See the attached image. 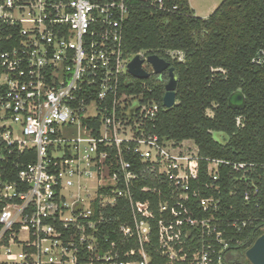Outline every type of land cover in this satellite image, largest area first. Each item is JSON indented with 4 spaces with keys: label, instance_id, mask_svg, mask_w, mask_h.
<instances>
[{
    "label": "built area",
    "instance_id": "built-area-1",
    "mask_svg": "<svg viewBox=\"0 0 264 264\" xmlns=\"http://www.w3.org/2000/svg\"><path fill=\"white\" fill-rule=\"evenodd\" d=\"M134 4L179 8L173 0H0V264H150L152 224L162 264H235L242 241L231 232L264 233V218L222 215L220 168L250 183L248 205L260 194L252 165L201 158L197 147L145 132L159 105L120 90L132 85L135 56L153 72L145 52H124ZM137 193L161 198L157 217ZM119 201L131 224L117 232L137 246L127 261L103 228Z\"/></svg>",
    "mask_w": 264,
    "mask_h": 264
},
{
    "label": "trees",
    "instance_id": "trees-1",
    "mask_svg": "<svg viewBox=\"0 0 264 264\" xmlns=\"http://www.w3.org/2000/svg\"><path fill=\"white\" fill-rule=\"evenodd\" d=\"M173 3L178 4V10L167 14L134 4L124 26L123 48L126 54L142 51L170 64L177 79L176 104L171 109L162 105L168 80L166 73L160 77L151 75L144 81L130 76L132 85H121L120 90L136 95L143 93V102L155 100L159 105L155 120L144 125L145 132L175 144L192 141L201 158L252 165L256 172L251 171L250 178L260 194L248 205L243 193L252 188L250 183L232 181L238 175L231 178V165L220 168L222 215L264 218V183L258 179L264 165V0H223L206 18L196 17L188 0H173ZM171 52H180L182 60L170 56ZM236 92L244 96L243 109L228 105L229 97ZM236 120H240L238 126ZM213 132L225 134V142L214 141ZM10 159L18 160L16 156ZM20 159L32 161L34 155ZM205 168L206 163L200 162L202 182L208 180ZM144 184L140 182L139 186ZM230 190L235 191L232 197ZM209 194L215 195L201 192L202 196ZM136 199H149L158 216L157 205L161 201L158 195L138 194ZM255 203L259 204L258 209L254 208ZM108 215L111 221L104 225V234L109 243H115L121 260L127 261L124 254L137 246L133 240L124 241L117 231L119 226L131 224L129 209L124 201H119ZM231 234L235 240L242 241L238 254H243L261 235L254 229ZM151 237L153 248L147 249L150 264H162L163 260L155 252V224H152ZM235 264L241 263L237 260Z\"/></svg>",
    "mask_w": 264,
    "mask_h": 264
},
{
    "label": "water",
    "instance_id": "water-1",
    "mask_svg": "<svg viewBox=\"0 0 264 264\" xmlns=\"http://www.w3.org/2000/svg\"><path fill=\"white\" fill-rule=\"evenodd\" d=\"M146 62L151 66L153 72L150 74L143 69L144 61L135 56L128 64V74L140 81L150 78L151 75L162 76L166 73L168 80L164 85V96L162 105L165 109H171L176 104L177 79L174 69L165 60L156 55H149ZM228 105L234 109H243L245 105L244 96L240 92L232 94L228 99ZM245 258L250 264H264V233L261 234L245 252Z\"/></svg>",
    "mask_w": 264,
    "mask_h": 264
},
{
    "label": "rangeland",
    "instance_id": "rangeland-1",
    "mask_svg": "<svg viewBox=\"0 0 264 264\" xmlns=\"http://www.w3.org/2000/svg\"><path fill=\"white\" fill-rule=\"evenodd\" d=\"M222 1L223 0H188V4L189 7L194 11L196 17L206 18L220 5ZM137 106V100H133L131 102V110H134ZM207 115L212 116V113L207 111ZM212 138L218 143H224L227 137L223 133L213 132ZM184 143L186 144V146L188 145L193 149L196 148L192 141H184ZM245 252L243 254H237L238 260L241 264H250L245 258Z\"/></svg>",
    "mask_w": 264,
    "mask_h": 264
}]
</instances>
